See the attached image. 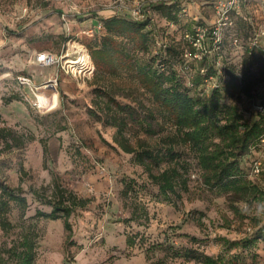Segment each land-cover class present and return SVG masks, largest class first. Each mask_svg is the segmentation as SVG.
<instances>
[{"label": "rangeland", "instance_id": "1", "mask_svg": "<svg viewBox=\"0 0 264 264\" xmlns=\"http://www.w3.org/2000/svg\"><path fill=\"white\" fill-rule=\"evenodd\" d=\"M173 1L181 9V25L212 27L217 21L213 1ZM160 3L162 0H0V130L25 139L18 147L10 132L4 133L8 137L0 140V180L25 191L29 209L23 223L34 226L39 233L35 264H149L148 257L165 264H201L153 250L158 245L198 250L220 257L226 264H264V236L247 250L229 249L223 242L253 239L264 227V143L239 158L242 176L259 190L247 202L233 193L206 186L198 153L182 143L174 144V159L169 156L162 168L184 165L187 187H179L181 199L171 203L136 164L135 157L114 143L116 129L100 119L97 103L102 100L96 89L110 92L122 105L138 108L142 118L152 113L149 120L155 135L143 131L139 135L153 148L165 151L170 147L165 143L176 132L168 116L138 88L131 75L96 79L95 75L81 73L79 65L68 63L79 57L74 45L89 52L95 38L88 32L95 30L105 13L133 20L139 7L150 9L154 26L165 31L168 23L154 11ZM251 10L254 13L256 8ZM249 12L244 4L239 14L230 16L231 23L224 27L217 52L207 41L211 46L209 66L220 60L229 71L241 70L245 51L253 42ZM251 16L257 19L256 14ZM260 46L264 49L263 40ZM41 53L55 55L59 64L39 65L37 57ZM143 60L151 59L146 56ZM182 62L177 61L176 69L186 88L200 62L186 58L181 69ZM20 77L31 83L22 85ZM41 92L48 100L44 107L37 97ZM189 94L196 97L198 93L193 90ZM54 96L58 98L56 105ZM263 99L261 84L252 97H243L235 104L245 119L253 122L259 119L258 107ZM256 161L262 164L260 174L253 169ZM54 183L91 200L86 209L71 216L70 236L62 220L36 217L38 211L51 212L52 207L44 199L52 197ZM126 185L130 187L127 199L122 196ZM134 212L135 219L131 220ZM9 219L19 223L17 208ZM19 232L4 234L0 230V247L10 248Z\"/></svg>", "mask_w": 264, "mask_h": 264}, {"label": "trees", "instance_id": "2", "mask_svg": "<svg viewBox=\"0 0 264 264\" xmlns=\"http://www.w3.org/2000/svg\"><path fill=\"white\" fill-rule=\"evenodd\" d=\"M167 23L178 25L179 31L191 29L187 24L180 23L178 12L181 11L177 2H162L155 10ZM248 21V19H245ZM101 24L103 31L96 30ZM151 19L136 21L127 17L112 16L100 19L95 26L94 42L88 47V54L94 65L96 79L103 76L118 78L129 74L138 84V88L149 95L153 104L166 116L175 127V136L167 139L170 145L165 151L162 148L151 147L139 135L143 131L146 135H155L152 121L142 118L139 110L131 105H122L110 92L101 88L96 89L97 97L102 100L97 103L100 119L106 126L116 129L114 143L126 154L133 155L137 165L144 169L151 182L156 185L162 196L171 203L181 199L178 188L187 187L182 164L163 169V165L172 159L174 144H184L191 147L199 155V165L205 173V185L223 192L233 193L242 201L247 202L255 198L259 190L255 185L244 179L241 173L239 158L256 149L264 139V113L259 112V119L250 122L245 119L235 104L243 97L253 96L255 88L264 84V49L254 47L245 51L242 68L239 72L230 71L224 65V73L220 75L216 68V61L209 66V56L201 61L194 60L200 65L197 74L187 82L183 88L182 76L176 69L178 60L183 68L186 51L194 56L195 51L188 43L181 39L173 42L166 50L156 47V38L164 36L163 31L154 26ZM250 25V24H249ZM204 26V25H202ZM251 28V26H250ZM251 34V33H249ZM177 36V35H176ZM210 44L212 40L209 41ZM211 48V46L209 47ZM150 57V61L143 58ZM157 64H156V63ZM205 69V74L201 70ZM212 68V69H211ZM217 78L218 87L208 96L204 92L206 81ZM196 91L192 97L189 91ZM18 100L17 98H13ZM230 101H232L230 103ZM264 107V99L261 103ZM5 130H0V140H7ZM10 137L17 146L24 145V138H17L10 132ZM22 140V142H21ZM218 140L219 143H214ZM165 145V146H166ZM210 145L213 148L210 149ZM11 145H9L10 148ZM48 155V150H45ZM37 198H41L37 191H32ZM130 194L129 185L122 192L127 199ZM52 207L51 212L38 211L36 217L50 221L64 222L65 230L72 233L71 216L79 209H86L91 200L78 197L73 191L54 183L52 197L44 199ZM14 208L20 212L18 224H13L9 215ZM29 209L24 189L12 187L0 180V230L4 234L20 229L17 239L10 248L0 247V264H35L38 252L39 233L34 226H25L26 212ZM136 212L131 220H134ZM264 227L253 239L231 242L223 239L224 246L229 249H249L258 240L263 239ZM132 245V244H131ZM160 249L172 258H187L201 264H226L220 257L209 256L193 249H174L170 245H158L153 250ZM149 264H165L163 260L153 262L149 257Z\"/></svg>", "mask_w": 264, "mask_h": 264}, {"label": "built area", "instance_id": "3", "mask_svg": "<svg viewBox=\"0 0 264 264\" xmlns=\"http://www.w3.org/2000/svg\"><path fill=\"white\" fill-rule=\"evenodd\" d=\"M213 1L215 5V10L218 15L216 23L212 27L194 25L191 29H186L185 31H179L178 25L174 23H168V32L164 36H159L156 38V47L159 50H166V48L173 42L175 38L176 42H179L181 39H184L188 45L194 49V56L186 51L185 57L187 59L202 60V58L209 53H211V48L208 47L207 41L212 40V51L217 52L222 45V36L224 27L231 23L230 16L233 13H240L241 6L245 4L250 9L249 18L251 24H253L252 30V44L251 48L257 47L261 48L260 42L264 41V0H209ZM162 2H174L173 0H162ZM256 2V3H255ZM253 5V6H252ZM252 8H256V11L252 13ZM185 12V11H184ZM252 14H256V18L252 17ZM134 20L136 21H145L151 19L154 23V19L151 17V10L145 11V9L139 7L133 14ZM66 18V16H64ZM66 20V19H65ZM97 31L102 32L103 27L101 24L96 28ZM88 34L94 35V30H90ZM180 34V35H179ZM177 35V36H176ZM179 35V36H178ZM60 60L51 53H41L37 57V63L43 67H53L58 65ZM71 66H69L70 68ZM216 68L220 75L224 73V64L220 60L216 62ZM63 69H65L63 67ZM81 73L94 75L95 68L93 69H78ZM66 72L69 73L68 70ZM205 69L202 68L201 73L205 74ZM22 85L30 84V79L26 77L19 78ZM217 78H210L206 81L204 87V92L209 96L211 91L218 87ZM259 112L264 113V107H258ZM264 143V139L262 140ZM254 172L260 174L262 170V164L260 161L254 163Z\"/></svg>", "mask_w": 264, "mask_h": 264}, {"label": "bare ground", "instance_id": "4", "mask_svg": "<svg viewBox=\"0 0 264 264\" xmlns=\"http://www.w3.org/2000/svg\"><path fill=\"white\" fill-rule=\"evenodd\" d=\"M73 50L77 52V54L79 55V57L77 58L78 61L69 60L68 63L79 65L82 69H93L94 68L91 58L84 47L76 44L73 46ZM37 97L41 103V106L43 107L46 106L48 100L45 97V95L41 92L39 95H37ZM57 102H58V98L57 96H54L53 103L56 105Z\"/></svg>", "mask_w": 264, "mask_h": 264}, {"label": "crops", "instance_id": "5", "mask_svg": "<svg viewBox=\"0 0 264 264\" xmlns=\"http://www.w3.org/2000/svg\"><path fill=\"white\" fill-rule=\"evenodd\" d=\"M105 14H106V13H105ZM105 14H102L101 19H107V18L112 17V15H105ZM98 19H100V18H98Z\"/></svg>", "mask_w": 264, "mask_h": 264}]
</instances>
